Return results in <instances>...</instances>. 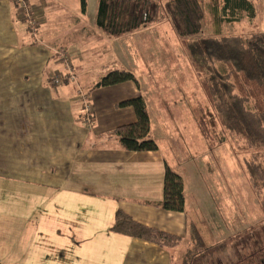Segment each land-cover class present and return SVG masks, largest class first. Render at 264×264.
<instances>
[{
  "label": "crops",
  "instance_id": "crops-1",
  "mask_svg": "<svg viewBox=\"0 0 264 264\" xmlns=\"http://www.w3.org/2000/svg\"><path fill=\"white\" fill-rule=\"evenodd\" d=\"M27 1L33 27L12 0H0V234L12 238L7 252L0 249V264H173L180 245L165 248L112 229L117 209H123L183 241L190 237L194 220L187 196L182 212L155 205L164 198L168 163L159 140L157 150L127 151L109 137L136 120L132 107L116 103L146 98L152 83L136 76L140 85L96 87L102 76L120 69L116 64L123 65L120 56L128 50L115 53L107 37H83L87 10L81 0ZM62 49L82 55L74 66L89 92L92 125L84 121L77 85L49 82ZM163 90L152 91V106L166 100Z\"/></svg>",
  "mask_w": 264,
  "mask_h": 264
},
{
  "label": "rangeland",
  "instance_id": "rangeland-1",
  "mask_svg": "<svg viewBox=\"0 0 264 264\" xmlns=\"http://www.w3.org/2000/svg\"><path fill=\"white\" fill-rule=\"evenodd\" d=\"M86 1L87 13L83 26L87 33L83 37H107L115 53L120 50L119 53L122 54L121 50L127 49V54L120 56L123 65L116 64L119 66L116 68L132 71L137 77L140 76L142 83H152L151 87L158 94H161L162 89L169 94L165 97L166 100L159 99L152 106L153 90H146V98L151 105L149 109L161 111H150L152 135L159 140L169 165L182 175L184 185H187L185 192L187 205L191 208L189 212L207 244L218 242L231 233L245 229L237 234L227 250L215 254L205 264L234 262L264 248V211L243 163L247 154L233 146L220 122L212 116L211 105L176 33V21L167 16L165 5H158L156 9L149 7L150 13L157 15V20L149 26L133 33L112 37L103 33L96 25L94 27L91 17L96 15L98 0ZM221 1L216 6L215 0H205L207 16L203 21L204 35L249 36L253 32L264 31V0H252L255 15H244L232 23L219 24L215 15L221 12ZM58 10L67 12L63 7ZM110 39L112 40L109 41ZM75 53L82 58V55ZM107 58L110 61V57ZM110 64L112 67V63ZM146 75L149 76V81ZM174 83H178V86ZM80 85L82 86L81 83ZM175 100L179 103L177 107L174 106ZM202 119L208 125L205 132L199 125ZM202 190L209 194L202 195ZM194 202L201 206L196 211ZM10 236L0 234L2 254L7 252L11 244ZM191 242L188 238L180 244L178 249L181 255L192 245ZM179 258L177 255L176 261H180ZM252 264H264V255Z\"/></svg>",
  "mask_w": 264,
  "mask_h": 264
},
{
  "label": "trees",
  "instance_id": "trees-1",
  "mask_svg": "<svg viewBox=\"0 0 264 264\" xmlns=\"http://www.w3.org/2000/svg\"><path fill=\"white\" fill-rule=\"evenodd\" d=\"M219 2L215 0V5L219 6ZM161 4L165 5L167 16L176 21V33L211 105L212 116L220 122L233 146L248 155L243 158V163L264 211V31L253 32L249 36L204 35L203 21L207 16L205 0H98L95 25L112 37L133 33L157 20V15L150 13L149 7L156 9ZM221 4V12L215 15L219 24L232 23L244 15H255L252 0H222ZM86 6L87 1L81 0L83 11H86ZM127 81L140 85L132 71L114 69L102 76L95 86ZM116 105L132 107L136 120L117 126L109 137H114L118 145L127 151L157 150L159 145L152 135L145 96L139 94ZM199 123L201 129L207 131L206 120L202 119ZM155 205L172 211L186 210L183 177L168 163L164 198ZM112 229L165 248H173L183 241L179 235L136 220L123 209H117ZM243 231L245 229L207 244L197 224L192 221L189 237L192 245L180 256V261L175 260L173 264H205L215 254L227 250L237 234ZM263 255L264 248H261L245 258L225 264H252Z\"/></svg>",
  "mask_w": 264,
  "mask_h": 264
},
{
  "label": "built area",
  "instance_id": "built-area-1",
  "mask_svg": "<svg viewBox=\"0 0 264 264\" xmlns=\"http://www.w3.org/2000/svg\"><path fill=\"white\" fill-rule=\"evenodd\" d=\"M23 17L30 22V25L35 24V21L31 18L30 6L27 0H12ZM57 62L59 66L54 69L49 77V82L52 84L59 85L65 81L74 82L76 86V98L83 104V109L85 111L84 121L88 125L93 124L92 113L93 107L90 102V97L87 91L80 85L78 81V75L74 68V57L70 51H58Z\"/></svg>",
  "mask_w": 264,
  "mask_h": 264
}]
</instances>
